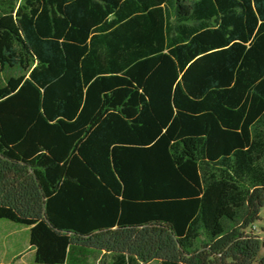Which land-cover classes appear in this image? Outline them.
Masks as SVG:
<instances>
[{
  "label": "trees",
  "instance_id": "trees-1",
  "mask_svg": "<svg viewBox=\"0 0 264 264\" xmlns=\"http://www.w3.org/2000/svg\"><path fill=\"white\" fill-rule=\"evenodd\" d=\"M264 0H0V219L33 264H264Z\"/></svg>",
  "mask_w": 264,
  "mask_h": 264
},
{
  "label": "rangeland",
  "instance_id": "rangeland-1",
  "mask_svg": "<svg viewBox=\"0 0 264 264\" xmlns=\"http://www.w3.org/2000/svg\"><path fill=\"white\" fill-rule=\"evenodd\" d=\"M260 216L261 220L255 223L253 231L264 240V209ZM29 238L28 227L0 219V264H9L15 253L18 256L13 260V264H32L35 251L29 245ZM262 254H264V249Z\"/></svg>",
  "mask_w": 264,
  "mask_h": 264
},
{
  "label": "crops",
  "instance_id": "crops-1",
  "mask_svg": "<svg viewBox=\"0 0 264 264\" xmlns=\"http://www.w3.org/2000/svg\"><path fill=\"white\" fill-rule=\"evenodd\" d=\"M32 249H33V248H32ZM33 251H34V249H33ZM17 256H18V255L15 253L14 256L12 257V260L10 261L9 264H13V260H14L15 258H17ZM32 264H33V263H32Z\"/></svg>",
  "mask_w": 264,
  "mask_h": 264
}]
</instances>
